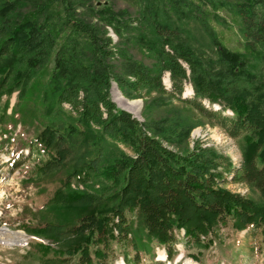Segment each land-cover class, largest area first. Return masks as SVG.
<instances>
[{
  "label": "trees",
  "instance_id": "obj_1",
  "mask_svg": "<svg viewBox=\"0 0 264 264\" xmlns=\"http://www.w3.org/2000/svg\"><path fill=\"white\" fill-rule=\"evenodd\" d=\"M134 1L118 9L115 0H0V125L22 123L29 135L11 171L29 159L25 149L47 158L38 171L60 177L53 201L64 210L59 227L70 225L66 252L76 264H114L113 242L126 264H167L155 260L153 243L173 263L180 243L209 248L230 219L237 231L260 232L264 246V75L252 73L264 69V0L219 1L240 21L244 53L217 42V60L162 21L161 9L171 17L189 10L187 1ZM113 83L143 99V120L112 101ZM180 110L191 114L188 123ZM193 115L242 140L240 168L213 146L189 147L200 123ZM109 141L131 154L102 170L115 188L91 203L72 187L96 175ZM231 175L262 202L228 189Z\"/></svg>",
  "mask_w": 264,
  "mask_h": 264
},
{
  "label": "rangeland",
  "instance_id": "obj_2",
  "mask_svg": "<svg viewBox=\"0 0 264 264\" xmlns=\"http://www.w3.org/2000/svg\"><path fill=\"white\" fill-rule=\"evenodd\" d=\"M99 1L101 4L105 3V0ZM156 1L160 8L166 3V0ZM185 1L191 4L189 10L172 14L171 17L161 9L162 21L177 27L181 32L182 40L199 54L212 57L214 60H217L219 51L218 47L216 48L217 42L228 50L244 53L240 21L227 7L219 4L221 0ZM115 2L118 9L135 7L134 0H115ZM214 15H218L219 19H214ZM109 30L110 36L117 41L118 38L113 30L111 28ZM253 62L255 63V60ZM252 73L256 75V80H260L261 75H264L262 65L257 64ZM164 83L167 88H170L169 74L164 77ZM184 94L189 98L193 97L194 91L191 84L185 86ZM117 95L124 102H137L140 106L138 113L120 106L116 100ZM111 98L120 109L124 108L134 117L138 116L140 120H143L141 116L144 107L143 99L126 98L115 83L111 89ZM5 101L6 98H3L1 106ZM16 102L17 93L11 97L9 114ZM178 116L186 122L192 117L183 110L179 111ZM194 118L202 124L194 122L196 126L191 131L189 147L193 148L196 143L213 146L221 155L231 159L237 169L240 168L243 161L242 140L231 138L221 128L212 126L202 118H196V116ZM28 140L29 135L22 123H18L15 128L11 124L5 128L0 125V229H9L13 233L22 234L27 240L22 247L0 243V264H76L77 257L74 256V258L66 252L67 243L72 237L68 231L70 225L59 227L64 224L62 217L64 210L58 213L53 201L60 177L54 174L43 175L38 171L46 163L47 158L39 153L30 154L29 150L25 149L24 155L29 154V159L22 167L11 171L14 152L19 148L21 141ZM124 154L131 153L123 145L112 141L104 143L97 155L99 160L96 175L85 183L75 182L72 189L80 194H86L91 203H103L106 197L111 195L115 184L102 174V170L113 165ZM231 179L232 175L228 177L226 185L228 189L248 196L258 203L262 202L257 190L251 189L246 184L234 183ZM45 227L49 228L47 232H35ZM180 236L182 237L183 233ZM212 238L214 243L209 248H196L192 244L180 243L177 246L178 255L175 262L171 264H264V246L260 232L237 231L230 219L216 231ZM46 246H51V250H45ZM150 247L154 251L155 260L167 259L164 249L155 243ZM112 249L114 257L110 258L114 259V264H126L120 246L113 242ZM64 259L67 262L63 263ZM148 259L146 258L147 262ZM167 264L170 263L167 262Z\"/></svg>",
  "mask_w": 264,
  "mask_h": 264
},
{
  "label": "bare ground",
  "instance_id": "obj_3",
  "mask_svg": "<svg viewBox=\"0 0 264 264\" xmlns=\"http://www.w3.org/2000/svg\"><path fill=\"white\" fill-rule=\"evenodd\" d=\"M116 100L120 106L134 113H138L140 106L137 102H124V100L119 95L116 96ZM0 243L7 246L22 247L27 243V240L22 236V234L13 233L9 229H0Z\"/></svg>",
  "mask_w": 264,
  "mask_h": 264
},
{
  "label": "water",
  "instance_id": "obj_4",
  "mask_svg": "<svg viewBox=\"0 0 264 264\" xmlns=\"http://www.w3.org/2000/svg\"><path fill=\"white\" fill-rule=\"evenodd\" d=\"M140 102V101H139ZM141 103V102H140ZM121 109H123V110H125L124 108H121ZM125 111H127V110H125ZM127 112H129V111H127ZM129 113H131V112H129ZM132 114V113H131ZM136 118H138V116H135ZM139 117H141V116H139ZM138 119H140V118H138Z\"/></svg>",
  "mask_w": 264,
  "mask_h": 264
}]
</instances>
